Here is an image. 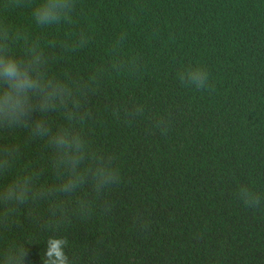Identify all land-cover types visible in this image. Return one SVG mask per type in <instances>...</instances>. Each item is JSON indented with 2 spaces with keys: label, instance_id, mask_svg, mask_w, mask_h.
<instances>
[{
  "label": "trees",
  "instance_id": "16d2710c",
  "mask_svg": "<svg viewBox=\"0 0 264 264\" xmlns=\"http://www.w3.org/2000/svg\"><path fill=\"white\" fill-rule=\"evenodd\" d=\"M41 2L0 0V26L80 108L33 121L79 134L120 180L65 194L50 137L0 128V148L16 149L0 189L32 180L25 203L0 202V264H52L50 241L66 242V264H264V0H74L71 20L50 26L32 15ZM198 67L205 87L181 82Z\"/></svg>",
  "mask_w": 264,
  "mask_h": 264
},
{
  "label": "clouds",
  "instance_id": "9594fccd",
  "mask_svg": "<svg viewBox=\"0 0 264 264\" xmlns=\"http://www.w3.org/2000/svg\"><path fill=\"white\" fill-rule=\"evenodd\" d=\"M21 0H15L14 7H19ZM75 7L74 0H42L33 10L32 15L37 24L50 26L70 21ZM123 39V34L121 35ZM19 39V35L15 37ZM87 37H80V45L87 43ZM13 36L9 29L0 26V128L13 129L17 127H31L32 134L37 137L49 136L50 143L55 146L61 157V164L68 170L69 178L64 181L59 191L71 194L89 179L94 184V190L99 193L106 187L118 183L119 172L111 166L110 159L102 155H90L86 141L71 130L58 131L51 135L50 129L43 121H33V113L55 110L58 105L66 106L71 103L73 109L80 108V101L73 89L63 82L45 80L44 65L46 63L42 53L30 49L26 58H17L11 52ZM181 82L202 88L207 85L208 73L203 68L189 69L180 74ZM142 111L137 107L136 112ZM67 118H76L74 111H69ZM16 149L0 148V172H6L11 166ZM86 159L93 160L94 166L85 171L80 166ZM31 177L5 186L0 189V202L5 205L23 204L32 193ZM240 198L246 206L257 207L261 203L259 195L242 187ZM64 241H50L46 255L52 264H66V257L62 251Z\"/></svg>",
  "mask_w": 264,
  "mask_h": 264
}]
</instances>
